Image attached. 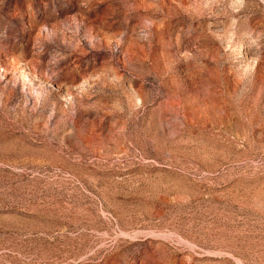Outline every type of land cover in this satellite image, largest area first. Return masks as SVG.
I'll return each mask as SVG.
<instances>
[{"label": "rangeland", "instance_id": "1", "mask_svg": "<svg viewBox=\"0 0 264 264\" xmlns=\"http://www.w3.org/2000/svg\"><path fill=\"white\" fill-rule=\"evenodd\" d=\"M0 264H264V0H0Z\"/></svg>", "mask_w": 264, "mask_h": 264}]
</instances>
